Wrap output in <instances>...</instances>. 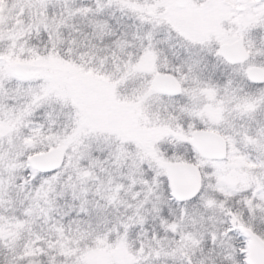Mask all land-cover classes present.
<instances>
[{
	"label": "snow or ice",
	"instance_id": "obj_1",
	"mask_svg": "<svg viewBox=\"0 0 264 264\" xmlns=\"http://www.w3.org/2000/svg\"><path fill=\"white\" fill-rule=\"evenodd\" d=\"M0 264H264V0H0Z\"/></svg>",
	"mask_w": 264,
	"mask_h": 264
}]
</instances>
